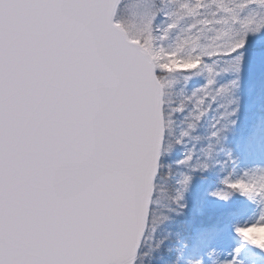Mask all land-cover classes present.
I'll return each instance as SVG.
<instances>
[{
    "label": "water",
    "instance_id": "1",
    "mask_svg": "<svg viewBox=\"0 0 264 264\" xmlns=\"http://www.w3.org/2000/svg\"><path fill=\"white\" fill-rule=\"evenodd\" d=\"M121 0H0V264H133L161 86Z\"/></svg>",
    "mask_w": 264,
    "mask_h": 264
},
{
    "label": "rangeland",
    "instance_id": "2",
    "mask_svg": "<svg viewBox=\"0 0 264 264\" xmlns=\"http://www.w3.org/2000/svg\"><path fill=\"white\" fill-rule=\"evenodd\" d=\"M113 21L148 53L163 94L164 144L134 263L264 264V218L230 212L264 191V0H121Z\"/></svg>",
    "mask_w": 264,
    "mask_h": 264
},
{
    "label": "trees",
    "instance_id": "3",
    "mask_svg": "<svg viewBox=\"0 0 264 264\" xmlns=\"http://www.w3.org/2000/svg\"><path fill=\"white\" fill-rule=\"evenodd\" d=\"M160 178H162V176ZM158 182L159 181L156 180L155 189L156 186H158L157 185ZM237 209L240 213H243V217L247 223H253L256 217H264V191L260 190L257 196H255L254 198L243 200V202L240 205H238ZM185 213L186 212L184 210H181L180 214L179 215L175 214V216L188 220L189 222H194V223L198 222L193 214L190 213L188 215H185ZM150 221L152 220L149 219V223ZM182 222L184 221L182 220ZM166 257L168 258V256ZM134 264H150V263H148L147 260H145L144 258L142 259L139 257L138 261Z\"/></svg>",
    "mask_w": 264,
    "mask_h": 264
}]
</instances>
